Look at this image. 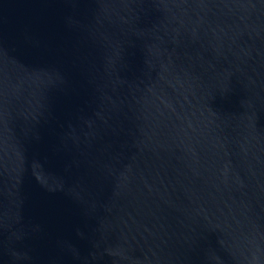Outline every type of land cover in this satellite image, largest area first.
I'll return each mask as SVG.
<instances>
[{"label": "water", "instance_id": "95a60500", "mask_svg": "<svg viewBox=\"0 0 264 264\" xmlns=\"http://www.w3.org/2000/svg\"><path fill=\"white\" fill-rule=\"evenodd\" d=\"M0 264H264V0H0Z\"/></svg>", "mask_w": 264, "mask_h": 264}]
</instances>
